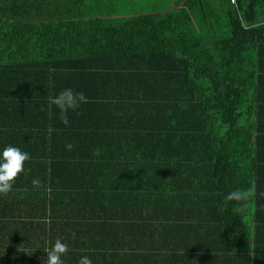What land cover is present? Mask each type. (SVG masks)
<instances>
[{
	"label": "trees",
	"instance_id": "1",
	"mask_svg": "<svg viewBox=\"0 0 264 264\" xmlns=\"http://www.w3.org/2000/svg\"><path fill=\"white\" fill-rule=\"evenodd\" d=\"M65 88L88 98L67 126ZM7 146L31 159L0 196V264L57 238L64 264H264V0H0ZM238 188L246 211H222Z\"/></svg>",
	"mask_w": 264,
	"mask_h": 264
},
{
	"label": "clouds",
	"instance_id": "2",
	"mask_svg": "<svg viewBox=\"0 0 264 264\" xmlns=\"http://www.w3.org/2000/svg\"><path fill=\"white\" fill-rule=\"evenodd\" d=\"M84 103H88L85 93L76 92L71 88H65L57 96L49 97V105L59 109L60 120L65 126L69 124L68 112L76 111ZM66 148L70 151L73 145L67 144ZM30 159L29 153L21 151L19 147L7 146L0 152V196L7 197L12 192L15 181L25 172L24 165ZM42 186L39 179H33L34 190ZM251 195V189L233 190L224 196L221 210H226L231 204L233 213H243L248 207L247 202ZM43 252L46 253V258L41 257L43 264H64L62 257L68 254L69 247L57 238L50 247H45ZM249 255L251 256L252 253L250 252ZM77 264H93V262L90 257L82 256Z\"/></svg>",
	"mask_w": 264,
	"mask_h": 264
},
{
	"label": "rangeland",
	"instance_id": "3",
	"mask_svg": "<svg viewBox=\"0 0 264 264\" xmlns=\"http://www.w3.org/2000/svg\"><path fill=\"white\" fill-rule=\"evenodd\" d=\"M135 5L136 10L144 12L164 10L168 5V0H126Z\"/></svg>",
	"mask_w": 264,
	"mask_h": 264
},
{
	"label": "crops",
	"instance_id": "4",
	"mask_svg": "<svg viewBox=\"0 0 264 264\" xmlns=\"http://www.w3.org/2000/svg\"><path fill=\"white\" fill-rule=\"evenodd\" d=\"M84 133L85 132H81V133H79V136H76L74 139H75V142H74V144L75 145H79V141H81V138L84 136ZM133 238V236L131 237V236H129V240L131 241V239Z\"/></svg>",
	"mask_w": 264,
	"mask_h": 264
},
{
	"label": "built area",
	"instance_id": "5",
	"mask_svg": "<svg viewBox=\"0 0 264 264\" xmlns=\"http://www.w3.org/2000/svg\"><path fill=\"white\" fill-rule=\"evenodd\" d=\"M233 5H237L239 0H230Z\"/></svg>",
	"mask_w": 264,
	"mask_h": 264
}]
</instances>
